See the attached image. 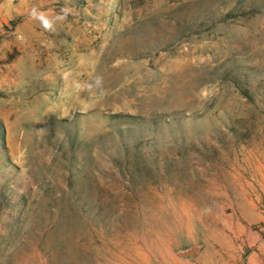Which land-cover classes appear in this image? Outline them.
I'll return each mask as SVG.
<instances>
[{"label": "rangeland", "instance_id": "374dc122", "mask_svg": "<svg viewBox=\"0 0 264 264\" xmlns=\"http://www.w3.org/2000/svg\"><path fill=\"white\" fill-rule=\"evenodd\" d=\"M0 264H264V0H0Z\"/></svg>", "mask_w": 264, "mask_h": 264}, {"label": "clouds", "instance_id": "9594fccd", "mask_svg": "<svg viewBox=\"0 0 264 264\" xmlns=\"http://www.w3.org/2000/svg\"><path fill=\"white\" fill-rule=\"evenodd\" d=\"M63 13H64V16H61V17H57V19H63L67 16L68 14V11L67 9H62L61 10ZM31 16L33 19L35 20H38L42 27L45 29V30H53V21L50 20L45 13L39 11L38 9H33L32 10V13H31Z\"/></svg>", "mask_w": 264, "mask_h": 264}, {"label": "trees", "instance_id": "16d2710c", "mask_svg": "<svg viewBox=\"0 0 264 264\" xmlns=\"http://www.w3.org/2000/svg\"><path fill=\"white\" fill-rule=\"evenodd\" d=\"M1 132H2V136H3V138H5V137H4V135H5V128H4L3 126L1 127Z\"/></svg>", "mask_w": 264, "mask_h": 264}]
</instances>
